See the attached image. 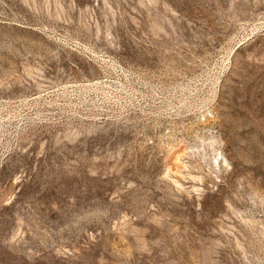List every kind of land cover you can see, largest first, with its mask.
Segmentation results:
<instances>
[{"label": "rangeland", "instance_id": "374dc122", "mask_svg": "<svg viewBox=\"0 0 264 264\" xmlns=\"http://www.w3.org/2000/svg\"><path fill=\"white\" fill-rule=\"evenodd\" d=\"M0 264H264V0H0Z\"/></svg>", "mask_w": 264, "mask_h": 264}]
</instances>
